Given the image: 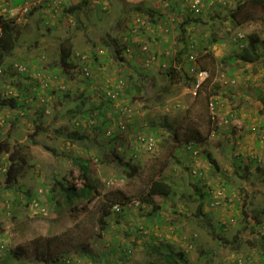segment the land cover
Masks as SVG:
<instances>
[{
	"label": "rangeland",
	"instance_id": "374dc122",
	"mask_svg": "<svg viewBox=\"0 0 264 264\" xmlns=\"http://www.w3.org/2000/svg\"><path fill=\"white\" fill-rule=\"evenodd\" d=\"M239 1L201 0L198 13L188 8L192 0H90L75 13L63 10L66 3L43 9L46 20L35 29L30 20L41 18L40 9L23 26L25 15H13L7 1L0 0V13L16 22L20 41L27 39L0 65L2 97H19L17 107L0 105V142L20 146L28 161L19 189H8L4 172L9 160L7 155L1 159L0 232L6 237L4 249L11 251L3 264H47L55 256V264H67L68 257L79 260L71 264H167L162 251L184 252V259L172 258L177 264H264V174L256 168L264 165V64L231 60L241 53L244 38H235L236 33L244 34L246 43L249 33L264 39V9L260 6L256 13L260 18L234 26L227 14ZM138 5L155 9L158 22L132 35L129 23L143 13ZM187 15L199 21L186 23ZM37 30L43 34L33 45ZM49 34L58 40L54 46L47 43ZM213 34L220 43L210 42ZM106 35L107 48L98 44ZM66 36L73 39L74 54L88 61L90 80L82 73L81 57L75 68L49 70L50 61L59 62L60 40ZM114 41L132 53L120 60L110 46ZM185 44L189 50L212 49L215 55L210 63L215 74L196 95L184 77L171 82L159 66L164 56L163 62L170 65L172 60L184 76L188 67L178 57L187 59L188 52H180ZM103 46L107 52L94 59L91 52ZM46 81L54 96L48 94ZM63 85H70L69 99L59 95ZM72 109L77 113L70 117L66 112ZM82 110L89 112L88 118ZM101 112L129 130L121 135L133 142L122 154L136 168L101 162L94 148L66 139V130L76 129L80 120L81 132L94 139L96 125L104 120ZM105 129L97 141L110 140ZM76 155L91 160L101 194L80 199L75 208L64 201L57 205L46 197L56 178L82 185ZM157 178L168 180L172 191L154 196L161 208L151 213L152 206L141 199ZM116 203L120 211L114 209ZM201 204L207 216L198 213Z\"/></svg>",
	"mask_w": 264,
	"mask_h": 264
},
{
	"label": "trees",
	"instance_id": "16d2710c",
	"mask_svg": "<svg viewBox=\"0 0 264 264\" xmlns=\"http://www.w3.org/2000/svg\"><path fill=\"white\" fill-rule=\"evenodd\" d=\"M8 7H22L24 6L27 2H29L30 0H6ZM69 1L65 0L64 3L55 5V4H49L48 1H43V2H37L34 4L30 5V9L28 10L27 13H25L24 15V20L25 21H21V24H23V26H28L29 24V19L30 17H32V15L34 14L35 9H40L39 14L41 15V18L36 19L35 21H31L30 23L33 22L34 23V27L35 29L39 27L41 21L43 19L46 20V18L43 16V9L46 8H51L54 9L55 7H59V6H63L66 3L68 4ZM90 3V0H80L78 2H73L71 5L68 4V6H64L63 10L66 12H70V13H75L78 11V9H81V7L83 5H87ZM194 3V0H192L191 2V6L188 7L189 9L192 8V5ZM41 5V6H40ZM210 8L213 7L212 3H209L208 5ZM207 6V7H208ZM261 7H263L264 9V0H241L237 3V5L235 7H233L227 14L229 21L235 26H245L246 22L251 21V20H255L260 18L259 15H256L258 9ZM44 7V8H42ZM137 10H141L142 12L137 13V15L134 17V19L132 20L131 23H129V27L127 29H129V32H131L132 35H136L140 32V30L142 29H151L152 27H155L157 24V20L155 19L156 15V11L153 8L150 7H145V6H141L138 5L136 7ZM103 11L105 10L104 8L102 9ZM180 13V10L177 9ZM192 10V9H191ZM194 12H197L194 10ZM198 13V12H197ZM77 15V14H76ZM79 17V16H78ZM160 19L164 18L165 15H160L159 16ZM219 17V16H217ZM12 20H14V18H11ZM186 19L188 20V22L186 21V23H190L191 20L194 21H199L198 18H191L190 16H186ZM15 21V20H14ZM32 25V24H31ZM53 26H55V24H52ZM38 26V27H37ZM50 29L52 28L51 26L49 27ZM55 28V27H53ZM126 29V30H127ZM181 29L182 32H185V25L181 24ZM38 34L36 35V39L34 41H30L31 44L33 45H38L40 43V38L39 36H41L43 33H40V30H37ZM169 31V30H167ZM52 32V31H51ZM128 31H126V35L127 36L125 39L126 44L128 42V45H133L130 36H128L129 34ZM109 34V33H108ZM52 36V35H51ZM49 34V40L47 43H49L50 45L56 43L55 38H52ZM235 38H242L241 40H243V42L239 43L240 47H241V53L238 55L235 54L234 57L231 59H239L242 58V61L249 63V64H256L258 62H262L264 64V39H262L258 34L256 33H249L247 35V43L244 42L245 41V35L238 32L235 35ZM104 40H101L98 42V44L100 45H109L110 43L107 42L108 36L106 35L104 37ZM72 37L70 36H66L64 39L60 40V44H59V48L60 49V57H59V62L57 64H52V61H50V66L49 70H51L52 72H58L59 73V69H64L67 70L68 68H75L74 66L77 65L78 62H76V58H83L82 59V73L84 74V78L87 80H90V76H91V71H90V65L88 63V61H86L84 59V55L81 54H74L73 49H74V44L72 42ZM117 40V39H116ZM135 40V39H134ZM27 41V39H25L24 41H20L19 40V33L16 27V22L14 23L13 21H10V19L6 18V16H4L3 14L0 13V64H2V62L5 60L6 56H9L10 53L13 52L14 49H16L19 45L24 44ZM58 41V40H57ZM118 41V40H117ZM117 41L112 42V44L110 45L113 48V52L115 54L116 57L120 58V60H124V55L125 53H132V49H130V47H126V46H121L117 43ZM210 42L215 44V43H220L221 42V38H217L215 37V34H213V37L210 39ZM106 48L103 46L102 49L100 51V49H98L96 52L92 51V55L94 57V59H97L99 55H103L107 52ZM204 49H197V50H192L186 46L183 47V49L180 50V52H184L187 53L188 52V57L187 59L183 60L181 58V56L178 57V60H182L184 65H187L188 69L185 73V75L183 76L181 71L179 70V68L172 63V60H170V65H168L167 63L163 62V59L160 60V67L164 66L163 70H164V75H166V77L169 79V81L171 82H178L179 79L182 77L185 78L186 82L190 83V85H194L197 80L196 78L191 77L192 75H190L191 73L194 74L198 71L204 70L207 71L208 76L202 81L201 86L197 89V94L199 93V91L202 89V87L205 85V83L209 80V78L211 76H213L215 74V71L213 70L212 66L210 65V63L214 62L215 60V55L212 52V49H205L204 52H202ZM124 53V54H123ZM213 54V55H212ZM203 56H207L209 58H211V60L209 62L206 61H201V58ZM28 59H31L30 57H28ZM219 60V58H217ZM33 60V59H32ZM10 62V60H9ZM165 64V65H163ZM23 65V64H22ZM15 67V66H14ZM18 70H22L18 67H15ZM26 71V70H25ZM25 71H21V72H25ZM65 73V71H64ZM74 75V74H73ZM59 76V75H58ZM69 78L72 77V75L68 76ZM80 80V79H79ZM83 83V82H82ZM29 85H31V83H28ZM46 87H49L48 90V94H50L51 96H54V93H52L54 91L50 89V84L49 82H45ZM39 86V85H37ZM70 85H63L62 87H59L58 90L59 91H63L62 94H59L61 97L65 98V99H69L70 98V94H71V90L69 89ZM81 91L84 90V88L81 85L80 88ZM104 93V91H100L99 94L102 95ZM82 94V93H80ZM90 94L93 95V93L90 91ZM95 94V92H94ZM108 96L109 92H108ZM19 97L10 95L9 97H2L1 93H0V105L3 106H10L13 107H17L18 106V99ZM110 99V97H107ZM55 105L57 103H54ZM108 104V106L112 105V99L109 101H106L104 103V107H103V111L105 112V108L106 105ZM42 105V104H41ZM101 105V104H100ZM42 109V107H41ZM40 109V110H41ZM76 109H72L71 112H66L67 115H69L70 113V117H73L77 112H75ZM79 113L82 115L83 118H88V116L90 115L88 111L86 110H82L79 111ZM93 113V112H92ZM42 117L43 116V110L39 111L38 117ZM93 116V114L91 115ZM100 116L104 118V120L102 121V124H97L96 125V134L94 135V139H91L89 137L88 134L81 132V130L79 129L80 126L82 125V120L77 122V128L76 129H71V130H66V139H68V141L71 142H76L82 146H84L85 148H94L95 151V156L98 158L97 160L104 162V163H115L118 166H122V167H126V168H136L135 165L133 164H129L127 163L128 161H126L124 159V156L122 154V150L127 149L130 147V145L132 144V139L129 140V138L126 137V140H124V138L122 137L121 133L124 134H128L129 130L126 129L119 121L118 118H115V120H111V119H106V117L104 116V113L101 112ZM94 118V117H92ZM118 121L120 123V126L118 125ZM84 122V121H83ZM117 122V124H116ZM117 125V126H114ZM103 127H105L108 130V133H106V129H105V134L106 136L110 139L109 141L105 142V141H97L98 135H99V131L103 130ZM125 128V129H123ZM132 129L136 130V127H132ZM57 131L59 129H56ZM156 130V129H155ZM56 131V132H57ZM65 131L64 130H60ZM104 132V130H103ZM90 141V142H89ZM3 155H7L8 160H9V164L8 166L5 168L6 171L5 173V185L6 188L8 189H19V179L20 177L25 173V169L28 167L27 166V157L26 155L23 153V150L21 149L20 146L17 145H11L9 140H3L0 142V169H1V159ZM74 159V163L79 167V173H78V178L82 181V185H79L76 181H71L69 183H64L63 181L59 180V179H55L54 180V184L52 187H48V193L46 195L48 200H55L56 204H60L62 201H64L67 205L71 206V208H75L73 205L78 202L80 199L82 198H86V199H93L96 198L97 196H99L101 194V191L98 189V182L94 179L93 175H92V170H91V160L89 158H84L80 155H76V157H73ZM257 171L261 172L264 174V165H259L256 167ZM23 189V187H22ZM172 191V184L165 179H161V178H157V179H153L151 181V184L149 186V189L147 191L146 194H144L142 196V199L144 202L150 204L152 206V211L151 213H155L156 211H158L161 208V205H159V203H157V201L155 200L154 196L155 195H162V196H169V194ZM25 192H27V196H32V192L28 190H25ZM43 193V189L39 191V194ZM201 194L203 195L204 193L201 192ZM29 199V198H28ZM1 201V198H0ZM76 205V204H75ZM246 204L244 202V204L242 205V208L244 211L247 210L246 208ZM198 213L207 216L208 212L204 211L203 208V204H201L199 206L198 209ZM109 211L107 209H105L104 213H108ZM43 213V212H42ZM250 217V216H249ZM250 219V218H248ZM101 227L105 228V216L102 215L101 218ZM5 233H1L0 232V264H3L4 262H6V260L8 259L9 256V252L10 249L6 248L4 249L2 244H6L5 243ZM158 252L161 251L160 247H154ZM153 248V249H154ZM161 255L163 256V258H165V260L169 263L167 264H177L175 262V260H173L172 258H174V256L179 257L180 259H184L185 258V253L182 251L173 253V251L169 252L168 254L165 253V251L160 252ZM212 255V253H211ZM211 255H208V259L210 260ZM264 256V255H262ZM59 260V257L55 256L53 257V262H48L47 264H55L57 263ZM67 264H71V263H79L78 258L75 257H68L65 259L64 261ZM187 262V261H186ZM231 264H244L243 262H238L236 260L233 261V263Z\"/></svg>",
	"mask_w": 264,
	"mask_h": 264
},
{
	"label": "built area",
	"instance_id": "2783aa9c",
	"mask_svg": "<svg viewBox=\"0 0 264 264\" xmlns=\"http://www.w3.org/2000/svg\"><path fill=\"white\" fill-rule=\"evenodd\" d=\"M41 1H48L49 4L58 5V4L64 3L65 0H40L38 2H41ZM200 2H201V0H194V3L192 5L193 11L195 10L197 12H200V10H201ZM30 5H31V3L29 1L22 7H13L11 9L12 14L16 15L17 13L20 12L23 15V14L27 13L28 10L30 9ZM2 71H3V68L0 66V72H2ZM195 74H196L195 78H196L197 82L194 84V93L196 95L197 94V89L201 86L202 81L208 76V73H207V71L201 70V71L196 72ZM220 193H222V192L219 191L218 194H220ZM114 209L117 210V211H120L119 204L116 203L114 205ZM43 210H44V208H43Z\"/></svg>",
	"mask_w": 264,
	"mask_h": 264
},
{
	"label": "clouds",
	"instance_id": "9594fccd",
	"mask_svg": "<svg viewBox=\"0 0 264 264\" xmlns=\"http://www.w3.org/2000/svg\"><path fill=\"white\" fill-rule=\"evenodd\" d=\"M1 65V64H0Z\"/></svg>",
	"mask_w": 264,
	"mask_h": 264
}]
</instances>
